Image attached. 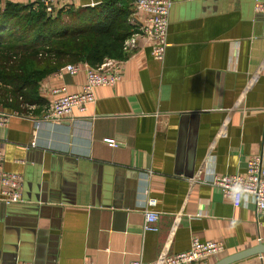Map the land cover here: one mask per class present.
<instances>
[{"label": "crops", "instance_id": "crops-1", "mask_svg": "<svg viewBox=\"0 0 264 264\" xmlns=\"http://www.w3.org/2000/svg\"><path fill=\"white\" fill-rule=\"evenodd\" d=\"M102 1L57 4L56 14ZM171 1L164 59L138 37L119 60L121 80L96 88L86 112L41 120L51 91L80 93L84 72L43 78L40 104H0L10 115L0 126L3 166L24 180L23 202L0 203V246L5 233H29L24 262H155L189 250L196 237L224 244L206 260L216 264L264 244V217L251 198L235 205L212 184L264 156V14L255 11L264 0ZM133 15L143 24L144 15ZM148 198L157 200L156 232L145 230ZM7 258L0 264H13ZM232 264H264V254Z\"/></svg>", "mask_w": 264, "mask_h": 264}, {"label": "trees", "instance_id": "trees-1", "mask_svg": "<svg viewBox=\"0 0 264 264\" xmlns=\"http://www.w3.org/2000/svg\"><path fill=\"white\" fill-rule=\"evenodd\" d=\"M134 1L103 0L94 7L56 15L34 9L35 2L6 1L0 9L3 105L18 110L25 104H40L38 83L67 64L97 68L107 58L123 60L124 43L136 30L131 23Z\"/></svg>", "mask_w": 264, "mask_h": 264}, {"label": "built area", "instance_id": "built-area-1", "mask_svg": "<svg viewBox=\"0 0 264 264\" xmlns=\"http://www.w3.org/2000/svg\"><path fill=\"white\" fill-rule=\"evenodd\" d=\"M5 0H0V9L5 6ZM35 2L34 9L43 8L48 14H56V5L64 4L76 0H32ZM172 6L171 0H135L134 14L144 15L143 24H138L132 15L131 23L135 26L134 34L124 43L126 54H132L136 48V39L140 36L151 40L154 43L152 51L153 57L162 61L165 57L168 46L167 36L169 28V15ZM255 11L264 14V3L257 2ZM84 72L86 83L80 93L66 94L64 89H53V100L48 104L42 114V122L56 123L66 120L74 111L84 113L89 105L95 102V89L98 87H113L122 78L121 62L114 59H105L97 68L87 63L67 64L61 68L56 75L64 73L77 75ZM62 94V95H60ZM18 114V113H17ZM10 115L0 111V126H3ZM105 143L110 147H116L115 140L106 139ZM212 184L221 188L224 196L240 204L244 197L251 198L255 205L256 214L264 217V156H257L247 161L246 173L241 175L215 176ZM24 185L23 177L5 171L3 157L0 152V203L10 205L23 202L22 189ZM157 206V200L148 198L143 211L145 217V230L156 232V223L159 220V213L153 208ZM225 251V246L221 242H201L198 238H193L191 247L179 254L164 256L155 262H145L136 260L130 264H206L210 257L218 256ZM30 264V263H20Z\"/></svg>", "mask_w": 264, "mask_h": 264}, {"label": "water", "instance_id": "water-1", "mask_svg": "<svg viewBox=\"0 0 264 264\" xmlns=\"http://www.w3.org/2000/svg\"><path fill=\"white\" fill-rule=\"evenodd\" d=\"M261 2V1H257ZM11 205V204H10ZM9 206V205H7ZM13 237V238H12ZM12 237H9L7 233L4 234V237L1 241L0 246V256L5 258H12L13 264H17L18 262H24L20 257V251L21 248L27 249L28 243L31 242V238L29 233L25 232H19L16 235H12ZM1 239V237H0ZM20 252V253H19ZM264 254V244H259L253 248H250L246 251L228 256L220 261H218L216 264H232L236 261L242 260L244 258L253 256V255H262ZM7 258V259H8Z\"/></svg>", "mask_w": 264, "mask_h": 264}, {"label": "rangeland", "instance_id": "rangeland-1", "mask_svg": "<svg viewBox=\"0 0 264 264\" xmlns=\"http://www.w3.org/2000/svg\"><path fill=\"white\" fill-rule=\"evenodd\" d=\"M40 8V7H39ZM64 19L65 20H68V17L65 15L64 16ZM6 96H5V93H4V90H3V87H2V85L0 84V104L2 105V104H5V102H6Z\"/></svg>", "mask_w": 264, "mask_h": 264}]
</instances>
